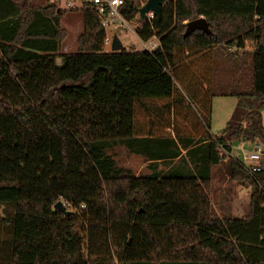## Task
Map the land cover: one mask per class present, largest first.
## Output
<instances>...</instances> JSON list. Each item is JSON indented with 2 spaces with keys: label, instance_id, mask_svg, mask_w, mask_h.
<instances>
[{
  "label": "trees",
  "instance_id": "16d2710c",
  "mask_svg": "<svg viewBox=\"0 0 264 264\" xmlns=\"http://www.w3.org/2000/svg\"><path fill=\"white\" fill-rule=\"evenodd\" d=\"M141 6L124 0L119 11L158 46L107 52L91 3L0 0V205L12 207L1 211L0 264H264V169L231 157L235 140L264 142L261 114L242 104L209 132L216 51L249 63L246 90L229 94L264 106V0H167L147 19ZM70 12L82 32L76 51L60 53ZM199 17L210 32L184 36ZM120 146L150 173L118 167L108 151ZM223 162L250 187L244 217L210 208L211 169ZM57 201L71 213L54 211Z\"/></svg>",
  "mask_w": 264,
  "mask_h": 264
},
{
  "label": "rangeland",
  "instance_id": "374dc122",
  "mask_svg": "<svg viewBox=\"0 0 264 264\" xmlns=\"http://www.w3.org/2000/svg\"><path fill=\"white\" fill-rule=\"evenodd\" d=\"M72 7H80V1L71 0ZM67 0H32V4L45 5L49 3H56L61 9H68ZM61 28L66 32V38L61 44L60 53L74 52L77 49V37L82 32V22L79 13L70 12L63 16L61 19ZM110 36L116 35L120 40L122 47L128 50L130 47H134L136 51H141L143 48L141 42L135 35L134 25L126 22V24L117 23L112 28L108 29ZM245 49L250 51L252 49V43L247 42ZM105 51H110V46L105 47ZM239 57L243 61H247L248 57L242 56L241 51ZM237 60H232L225 56L220 50L216 51L213 61V90L214 96L211 101V117H210V129L209 132L212 135H219L225 128L227 122L232 118L234 111L242 104L246 108L257 109L261 114V123L264 128V106L251 105V101L248 100L245 103L244 99H239L236 95L229 94L233 91H243L249 84L250 72L249 63L247 69H239L236 65ZM56 63L60 64V59H56ZM256 144L263 151V155L257 162L264 169V142L257 139L254 142L245 141L243 139L235 140L232 142V148L235 153H238L240 158L255 149ZM108 153L113 156L118 167L128 170L133 175H143L150 173L148 168V162L141 157L128 152L124 147H115L109 150ZM176 160L170 162L167 165L158 162L157 170L165 171L167 167L176 165ZM228 163L223 162L214 166L211 169L210 180L208 183L207 196L210 202V208L215 216H228L232 218H241L249 213V195L250 187L242 182L229 177L227 172ZM3 215H10L12 207L8 205H0V213ZM80 220V219H79ZM81 230L83 221L78 224ZM8 238L6 232V226L0 219V258L4 255V241ZM1 263V261H0Z\"/></svg>",
  "mask_w": 264,
  "mask_h": 264
},
{
  "label": "built area",
  "instance_id": "2783aa9c",
  "mask_svg": "<svg viewBox=\"0 0 264 264\" xmlns=\"http://www.w3.org/2000/svg\"><path fill=\"white\" fill-rule=\"evenodd\" d=\"M77 1V0H76ZM80 5L85 2L91 3L95 9L97 10L99 16V22L101 27L105 31L103 43L106 46L111 45L112 36H110L108 29L115 26L117 23L126 24V20L121 15L119 9L123 5L124 0H79ZM146 0H141V4L143 5ZM67 7H72L73 3L71 0H67L66 2ZM154 15L149 12L147 18H152ZM142 46L146 50H153L158 46V43L152 41L151 39L146 42H141ZM220 153L222 149H219ZM263 155V151L261 148L256 144L255 149L250 153L243 155L241 158L238 153H235L232 148L231 157L237 158L242 162L244 167L249 170L250 172H258L261 170V166L257 163ZM83 208V205H81Z\"/></svg>",
  "mask_w": 264,
  "mask_h": 264
},
{
  "label": "water",
  "instance_id": "95a60500",
  "mask_svg": "<svg viewBox=\"0 0 264 264\" xmlns=\"http://www.w3.org/2000/svg\"><path fill=\"white\" fill-rule=\"evenodd\" d=\"M167 0H146V2L138 9V14L141 19H147V15L149 12H151L154 16L160 15V9L161 6L166 2ZM195 30H200L205 33H209V28L206 20L203 17H199L196 19H193L191 21H188L186 23V28L184 32V36L189 35L191 32ZM122 44L120 40L116 37V35L112 36L111 45H110V51L116 52L121 51ZM54 211H60L64 213L65 215H69L71 213L70 210H67L64 206V204L61 201H57L54 206ZM1 217V213H0Z\"/></svg>",
  "mask_w": 264,
  "mask_h": 264
},
{
  "label": "crops",
  "instance_id": "0c3cea01",
  "mask_svg": "<svg viewBox=\"0 0 264 264\" xmlns=\"http://www.w3.org/2000/svg\"><path fill=\"white\" fill-rule=\"evenodd\" d=\"M152 41L158 43L157 39L156 38H151ZM182 154H184V151H182Z\"/></svg>",
  "mask_w": 264,
  "mask_h": 264
}]
</instances>
